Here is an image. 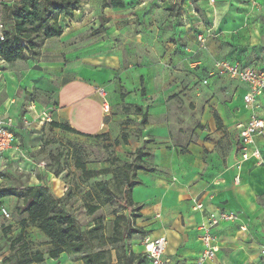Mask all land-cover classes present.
I'll return each instance as SVG.
<instances>
[{
  "label": "rangeland",
  "instance_id": "374dc122",
  "mask_svg": "<svg viewBox=\"0 0 264 264\" xmlns=\"http://www.w3.org/2000/svg\"><path fill=\"white\" fill-rule=\"evenodd\" d=\"M13 2L0 0L4 35L11 30L5 11ZM106 3L82 0L72 17H60L61 37L36 41L28 59L0 60V115L12 121L21 151L16 159L0 158V187L39 186L42 177L84 229L100 222L106 237H112L116 217L125 215L141 231L126 242L139 254V239L189 225L185 207L194 209L192 199H209L211 188L231 180L230 130L241 85L220 77L213 66L229 60L264 70V0H125L123 9ZM199 35H207L204 47ZM82 66L113 76L111 114L100 138L54 128L49 121L56 93L68 80L65 69ZM139 106L148 115L146 126ZM137 149L149 157L128 171L124 166L136 159ZM128 179L139 185L130 194L134 205L126 209ZM99 183H107L117 200L90 215L86 206L97 205ZM0 203V264H18L36 251L46 257L42 264L78 262L79 255L48 259L49 239L31 225L24 235L28 247H12L28 216L17 197ZM112 255L118 264L114 250Z\"/></svg>",
  "mask_w": 264,
  "mask_h": 264
},
{
  "label": "trees",
  "instance_id": "16d2710c",
  "mask_svg": "<svg viewBox=\"0 0 264 264\" xmlns=\"http://www.w3.org/2000/svg\"><path fill=\"white\" fill-rule=\"evenodd\" d=\"M82 0H14L10 7H6L5 15L11 23V30L4 35V41H0V60L6 63H13L18 60L28 59V53L33 54L36 48V41L43 43L52 38L63 35V29L59 25L62 16L72 17ZM125 0H108L106 7L123 9ZM2 32V30H1ZM3 33V32H2ZM124 100L125 96L121 95ZM137 113L142 116L143 126L148 125V115L143 112L142 107H136ZM264 118V117H262ZM217 123H221L216 115ZM54 128L75 133L88 138H100L103 135H86L80 133L69 125H62L55 121L51 122ZM123 143L128 144L126 134L122 136ZM119 140L115 145H119ZM136 159L132 163L124 166L128 171H135L144 159L149 157V153L143 149L135 151ZM78 167L86 171L85 165L77 160ZM154 172L153 170H149ZM39 186H21L13 190H3L0 187V202L4 198L17 197L23 201L27 218L22 220V228L19 235L14 239L12 247L22 243L28 247L24 240L26 228L31 225L36 227L49 239V250L47 258L58 260L63 254L79 255L77 261L83 264H112V251L118 264H148L142 253L136 254L133 247L126 245L132 234L141 232L135 226L134 221H130L125 215L116 217L114 221V232L112 237L102 234V224H94L89 229H84L78 219L70 213L63 198L53 195L44 178L39 177ZM139 185L137 181L127 180L125 207L133 206L131 192ZM96 193L97 205L86 206L89 214L93 215L102 206L117 200V196L110 190L107 183H99ZM104 199H101V195ZM128 193V194H127ZM95 198V196H92ZM1 204V203H0ZM138 217H134L137 220ZM122 222L124 224H122ZM142 238L141 240H143ZM116 246V247H115ZM110 247H115L110 249ZM18 264H42L46 261L43 252L36 251L27 255ZM137 261V263H136Z\"/></svg>",
  "mask_w": 264,
  "mask_h": 264
},
{
  "label": "crops",
  "instance_id": "0c3cea01",
  "mask_svg": "<svg viewBox=\"0 0 264 264\" xmlns=\"http://www.w3.org/2000/svg\"><path fill=\"white\" fill-rule=\"evenodd\" d=\"M64 73L68 80L59 87L56 93V107L53 110L52 119H49L62 125H69L86 135L103 134L105 117L111 114L112 104L110 99L109 110H104L97 91L101 87L105 88L109 99L110 91L115 89L113 76L108 70L88 66L74 67L71 72L69 68H66ZM237 83L241 85V88L240 102L235 107L236 113L232 117L233 123L230 130L232 134V175H229L231 180L222 179V183L226 182V184L219 188H211V197L209 199L204 197L202 201L207 211H233L238 214L239 218L236 222L223 224L213 231L220 250L215 260L208 264H264L260 251L264 243V165H255L252 159L244 163L241 170L237 167L239 138L236 126L247 121L250 114L244 105V96L248 88L240 82ZM257 114L264 117V98L260 99ZM147 131L155 134L152 127H149ZM156 131L160 132V127ZM15 136L16 147L1 155V159L7 156L16 159L20 151V141L16 133ZM256 145L261 149L264 157V140L257 138ZM237 176L240 177L239 183L236 182ZM166 197H168V191L165 192ZM185 208L188 219H190L189 225L181 226L178 230L163 229L150 235L151 240L163 236L167 238L166 255L171 264H194L202 252L199 226L204 220L203 214L194 211L191 207ZM139 249L138 253H142L141 239H139ZM76 264L83 263L78 261Z\"/></svg>",
  "mask_w": 264,
  "mask_h": 264
},
{
  "label": "built area",
  "instance_id": "2783aa9c",
  "mask_svg": "<svg viewBox=\"0 0 264 264\" xmlns=\"http://www.w3.org/2000/svg\"><path fill=\"white\" fill-rule=\"evenodd\" d=\"M214 3L215 0H212ZM4 35L0 31V41H4ZM207 35H199L198 41L202 47L205 46ZM214 70L220 77H228L247 86L248 90L244 96V105L249 111V118L243 123L236 126L238 131L239 158L237 167L241 170L244 163L254 160L255 165H264V157L261 149L256 145L257 138L264 140V118L257 114L259 102L264 98V70H255L252 68H244L236 62L229 60H219L214 64ZM207 84V81H204ZM98 96L102 100L104 110L110 108L109 99L107 98L106 89L101 87L97 91ZM49 121L52 122L51 119ZM16 147V136L14 133V125L11 120L5 119L0 115V156ZM240 177H236L239 183ZM195 211L203 214L204 220L199 226L200 240L202 243V252L194 264H208L213 262L218 254L220 247L214 235V230L223 225L234 223L239 216L236 212L227 210L207 211L202 200L192 199ZM2 215L5 220H10V214L2 209ZM142 254L148 261V264H171L166 255L168 240L165 236L151 240L145 237L142 240ZM261 254L264 256V243L261 245Z\"/></svg>",
  "mask_w": 264,
  "mask_h": 264
}]
</instances>
